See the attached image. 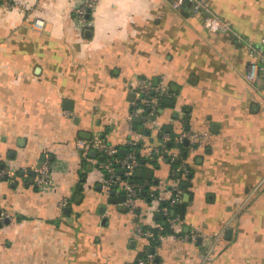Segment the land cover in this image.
<instances>
[{
  "label": "crops",
  "instance_id": "1",
  "mask_svg": "<svg viewBox=\"0 0 264 264\" xmlns=\"http://www.w3.org/2000/svg\"><path fill=\"white\" fill-rule=\"evenodd\" d=\"M22 1L28 11L0 5V168L9 160L31 168L48 153L54 186L36 188L29 172L15 181L0 174V205L13 215L0 225V264H137L147 241L134 236L135 221H161L151 193L167 195L172 165L139 166L149 184L133 216L121 189L103 190L90 140L100 133L124 153L134 84L162 74L176 94L143 140L183 130L209 137L185 151L190 174L161 264H264V76L244 75L246 40L264 37V0H211L227 31L208 30L204 11L171 0H99L85 23L78 0Z\"/></svg>",
  "mask_w": 264,
  "mask_h": 264
},
{
  "label": "built area",
  "instance_id": "2",
  "mask_svg": "<svg viewBox=\"0 0 264 264\" xmlns=\"http://www.w3.org/2000/svg\"><path fill=\"white\" fill-rule=\"evenodd\" d=\"M78 1L74 10L75 17L81 23H85L90 12L98 6L99 0ZM0 5L8 9L19 8L20 11H28L27 5L22 0H0ZM171 6L180 10L184 6H189L195 12L204 11L205 27L210 31H227L231 29L229 21L222 18L215 11L211 0H171ZM33 25L41 29L44 26V20L39 16H35ZM246 43L249 49L250 61L244 75L249 82H254L259 76H264V37L261 38V44L253 43L250 40H246ZM133 91L135 97L132 99V107L128 113L129 126L133 135L127 141L126 151L122 153L119 145L109 142L100 133L95 134L90 140V146L100 156L98 164L103 172L101 186L105 193L109 195L113 189H121L126 194L124 203L128 211L136 216L141 191L149 184L147 181H141L136 177L137 168L148 158H153L155 162H169L172 165L171 178L174 181L171 183L167 195L160 193L159 190L151 194L155 200L160 202L159 211H161L167 222L180 221L178 217H175V214H172V210L183 200L185 187L181 184L180 179L181 176L184 178L189 176L190 168L186 162V152L184 153L180 147L174 149L171 144L177 143V145L186 148V151L193 150L197 144L208 139L209 133L183 130L173 134L163 131L157 143L151 142L150 145H147L143 139L150 136L151 130L148 134L147 131L151 126L156 127L158 125V113L163 104V98L175 95L176 89L162 74L157 78L140 77L134 84ZM65 114L69 115L67 111ZM136 117L141 119L138 123L142 126L140 130L133 129ZM186 140H188L187 145L185 144ZM142 147H145L144 152H142ZM31 168L36 171L32 181L35 187L47 189L54 186L52 161L48 153L44 154L40 163L31 166ZM31 168L25 167L22 170H24V174L28 175ZM19 171L21 169L14 168L10 160L0 168V174L9 181H15L19 176L24 175L20 174ZM177 173L180 175L179 178ZM68 202L69 198L63 197L59 202L61 209H64ZM161 202H165V204L162 205ZM11 218H13V215L10 209L0 205V225L5 224L6 220ZM164 230L165 226L161 221L154 226L148 225V227L139 221H135L134 236L143 237L147 241L137 264H161L160 261L156 262L155 258L161 241L166 237ZM190 237L188 236V238ZM193 237L196 236L192 235ZM155 238L158 243L153 244ZM152 248H154V252H152Z\"/></svg>",
  "mask_w": 264,
  "mask_h": 264
},
{
  "label": "water",
  "instance_id": "3",
  "mask_svg": "<svg viewBox=\"0 0 264 264\" xmlns=\"http://www.w3.org/2000/svg\"><path fill=\"white\" fill-rule=\"evenodd\" d=\"M133 94H135V93H133ZM165 101L172 103V100L171 99H165ZM135 120L140 121L141 119L139 117H136ZM185 144L186 145L188 144V140L185 141ZM3 166H4V163H1V167H3ZM120 172H122V170H120ZM142 172H143V168L142 167H138L137 168V171H136L137 175L141 174ZM35 173H36L35 169H30L29 170V174H31L32 176L35 175ZM149 173H151V171H149ZM20 174H24V170H21L20 171ZM27 178L28 177H26L25 179H27ZM32 180H33V177H30V181H32ZM183 185L186 186V183H183ZM114 192H115V189L112 190V193H114ZM189 197H190L189 193H185V195H184V201H188L189 200ZM125 198H126V194L123 195L122 200H125ZM112 201L115 202L116 200L115 199H112ZM124 208L127 209V206H124ZM137 211L139 212L140 211V208L137 209ZM174 212L175 211L172 210V214H174ZM181 212H182V217H183L184 216V204L181 207ZM9 220L10 219H7L6 221L9 222ZM152 252H154V248H152ZM155 261L156 262H159L160 261V257L157 256L155 258Z\"/></svg>",
  "mask_w": 264,
  "mask_h": 264
},
{
  "label": "trees",
  "instance_id": "4",
  "mask_svg": "<svg viewBox=\"0 0 264 264\" xmlns=\"http://www.w3.org/2000/svg\"><path fill=\"white\" fill-rule=\"evenodd\" d=\"M164 100H165V98H163V103H164ZM172 144H175V145H176L177 143H172ZM172 144H171V145H172ZM184 150L186 151V148H184ZM185 151H183V152H185ZM99 158H100V156H99ZM176 162H177V160H176ZM19 172H20V171H19ZM177 176H180V175L177 173ZM36 188H37V187H36ZM158 219L161 220V223L165 226V230H164V231L166 232V230H168V229H167V227H168V225H169L168 222L165 220V218L163 217V215H162L161 213L159 214V218H158ZM147 227H148V225H147ZM154 243H158V240H157L156 238H155V240L153 241V244H154ZM152 246H153V245H152Z\"/></svg>",
  "mask_w": 264,
  "mask_h": 264
}]
</instances>
